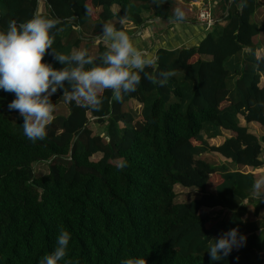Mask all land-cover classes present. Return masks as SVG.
<instances>
[{
	"label": "trees",
	"instance_id": "1",
	"mask_svg": "<svg viewBox=\"0 0 264 264\" xmlns=\"http://www.w3.org/2000/svg\"><path fill=\"white\" fill-rule=\"evenodd\" d=\"M172 1L0 0V30L35 14L57 18L63 31L50 30L54 49L98 56L106 44L94 39L104 23L118 30L125 20L139 24L146 10L174 16ZM210 2L212 14L217 5ZM259 4L229 0L196 44L157 48L154 74L172 73L162 87L141 74L137 90L120 102L110 103L106 90L100 111L61 101L58 88L50 97L55 111L47 138L35 143L23 134L19 112L8 109L15 94L0 89V264H39L61 228L71 235L66 259L74 264H120L126 257L147 264H264V202L252 189L253 173L230 166L263 163L264 134L239 121L264 124V55L256 54L255 41L260 35L264 42V21L252 19ZM48 52L42 62L61 69ZM221 129L229 135L210 143ZM210 151L225 159L210 162L203 155ZM37 163L44 170H35ZM178 184L198 193L177 201ZM232 228L245 242L210 260L209 240Z\"/></svg>",
	"mask_w": 264,
	"mask_h": 264
},
{
	"label": "clouds",
	"instance_id": "2",
	"mask_svg": "<svg viewBox=\"0 0 264 264\" xmlns=\"http://www.w3.org/2000/svg\"><path fill=\"white\" fill-rule=\"evenodd\" d=\"M159 6V5H158ZM87 11V9H86ZM177 20L183 18L182 11L175 10ZM60 20L35 14L17 24L10 20L7 30H0V89L15 94L8 104L9 110H16L23 118V134L33 143L47 138V126L54 119L55 104L50 97L63 90L65 103L75 102L80 107L100 111L103 93L110 90L112 101L120 102L124 96L137 90L143 79L164 86L171 72L155 75L158 56L155 51L140 48L123 30L111 23H104L100 38L106 49L98 56L89 55L87 49H72L64 54L52 47ZM48 49L54 60L63 65L55 69L42 62ZM89 66V67H86ZM146 69H153L152 72ZM67 82V87L65 86ZM126 161L121 159L117 167L123 170ZM253 191L264 196V175L253 181ZM70 233L61 228L56 238L54 250L42 256L39 264H74L68 256ZM246 240L238 234L237 228L229 229L218 238L210 239L208 254L210 260L219 261L227 257L234 247L241 246ZM120 264H147L144 257H126Z\"/></svg>",
	"mask_w": 264,
	"mask_h": 264
},
{
	"label": "crops",
	"instance_id": "3",
	"mask_svg": "<svg viewBox=\"0 0 264 264\" xmlns=\"http://www.w3.org/2000/svg\"><path fill=\"white\" fill-rule=\"evenodd\" d=\"M259 1L260 4L258 8L263 9L262 16H264V8L261 7L262 5L264 6V0ZM213 2L217 6L213 11L212 16L220 21L222 6L224 5L226 8L229 0H227L225 4L224 1L221 0H213ZM204 4H210V6H212L210 0H173L171 2V9L175 14V10L179 8L183 13L182 19L177 20L175 15L159 17L157 15H151L150 10H146L143 12L144 20L141 23L134 24L131 21L125 20L122 21V27L119 30H123L128 33L140 48L148 51H155L159 47L172 49L179 46L194 45L211 26H203L196 19V12L198 8ZM39 7L41 8L40 3ZM98 40L105 44L99 37L94 39V43ZM255 41L257 42V45H259L256 49V54L264 55V53L261 52L264 48V42L259 36L255 38ZM93 47L95 48V46ZM259 82H264V71L260 74ZM239 121L243 124L242 121H244V119L241 117L239 118ZM245 122L246 123L243 125L247 128V123H249V129H247L254 135L261 136L264 134V124L255 120ZM227 135H229V131L221 129V134L216 137L220 140H217L212 144L219 143ZM260 144V157L263 160V163L258 167L249 166V171L253 173L254 180L259 176L264 175V142H261ZM261 201L264 202V196L261 197Z\"/></svg>",
	"mask_w": 264,
	"mask_h": 264
},
{
	"label": "rangeland",
	"instance_id": "4",
	"mask_svg": "<svg viewBox=\"0 0 264 264\" xmlns=\"http://www.w3.org/2000/svg\"><path fill=\"white\" fill-rule=\"evenodd\" d=\"M261 7L264 8L263 5ZM262 10L263 9L259 8L257 12L253 13L252 19L255 20V21H264V16H262ZM89 21L90 20H87L86 23L84 24V26L87 24V22L89 23ZM261 52L264 53V48L261 50ZM61 101H64V100L62 99ZM128 106L136 110V109H138L139 104L135 100H129L128 101ZM242 123L245 124L246 122L242 121ZM92 127L94 128V130H96V128L94 126H92ZM247 128L249 129V123H247ZM217 140H220V139L216 138V137L215 138H210L209 142L213 143V142H216ZM203 155L210 162H213V163H218V162L223 161L225 159L224 156L220 155L216 151H210L208 153H204ZM230 166L233 167V168H238L240 170H244V171L247 170V169L249 170V166H247V165H240V164L231 163ZM35 170H44V163L35 164ZM174 190L176 192L175 200H177V201L186 200V199H188V198H190L192 196H195L198 193V190L195 187H185V186H181L179 184L178 185H174ZM248 212H249V204H248Z\"/></svg>",
	"mask_w": 264,
	"mask_h": 264
},
{
	"label": "built area",
	"instance_id": "5",
	"mask_svg": "<svg viewBox=\"0 0 264 264\" xmlns=\"http://www.w3.org/2000/svg\"><path fill=\"white\" fill-rule=\"evenodd\" d=\"M196 19L198 20L199 23H201L203 26H206V27H209L210 25H212L214 21L219 20V19H215L212 16L210 12V4H204L201 7H199L196 13Z\"/></svg>",
	"mask_w": 264,
	"mask_h": 264
}]
</instances>
